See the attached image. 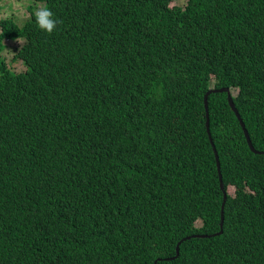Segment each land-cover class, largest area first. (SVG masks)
I'll list each match as a JSON object with an SVG mask.
<instances>
[{
    "label": "trees",
    "instance_id": "16d2710c",
    "mask_svg": "<svg viewBox=\"0 0 264 264\" xmlns=\"http://www.w3.org/2000/svg\"><path fill=\"white\" fill-rule=\"evenodd\" d=\"M173 1L0 15V264H264V0Z\"/></svg>",
    "mask_w": 264,
    "mask_h": 264
},
{
    "label": "water",
    "instance_id": "95a60500",
    "mask_svg": "<svg viewBox=\"0 0 264 264\" xmlns=\"http://www.w3.org/2000/svg\"><path fill=\"white\" fill-rule=\"evenodd\" d=\"M212 91H217V92H226V96H227V101H228V104L231 105L233 111H234V114L238 120V123L241 127V130H243V133H244V136H245V139H246V142L248 143V146L249 148L256 152V153H264V149H257L253 146L251 140L249 139V135H248V132H247V129L245 128V125H243L242 121L240 120V117H239V114L237 112V107L235 106L234 104V101L232 99V93H231V90L230 88H227V87H221V88H217V89H209L206 91V93L204 94L203 96V103H204V111H205V130L206 132H208V120H207V108H208V102H207V96L212 92ZM209 137V135H208ZM209 139V138H208ZM209 142H210V146H211V149L214 153V158H215V162H216V168H217V173H218V176H219V183H220V188L222 189L223 191V198H222V202H221V209H220V229L218 232H216L215 234H220L222 233V225H223V219H224V203H225V200H226V195H227V189L224 188V185H223V182H222V176H221V172L220 170L218 169V161H217V156H216V151L214 149V145L211 143L210 139H209ZM180 243V242H179ZM179 243L176 245V248H175V254L177 257L180 253V247H179ZM173 257V258H175ZM156 260H154L153 264H156Z\"/></svg>",
    "mask_w": 264,
    "mask_h": 264
},
{
    "label": "rangeland",
    "instance_id": "374dc122",
    "mask_svg": "<svg viewBox=\"0 0 264 264\" xmlns=\"http://www.w3.org/2000/svg\"><path fill=\"white\" fill-rule=\"evenodd\" d=\"M23 0H10V7H7L5 6L4 8H0V15L1 16H5L6 14H9L11 13V15L15 18V16L21 20L22 18H24L25 16H27L26 14V11H25V4H21L20 3L22 2ZM25 3H27L29 0H24ZM185 0H174L172 2V5L175 4V5H182L184 3ZM11 8V10H10ZM15 45L17 44V42H13L11 43L10 45ZM15 50H9V51H4V56L6 57V60L8 62V64L13 68V70L15 71H18V70H21L23 69V64L20 62V61H12V57H13V54H14ZM240 117V116H239ZM240 120H241V117H240ZM242 121V120H241ZM237 123H238V120H237ZM243 123V122H242ZM239 125V123H238ZM240 127V125H239ZM241 129V127H240ZM243 132V130H242ZM248 132V131H247ZM244 134V133H243ZM249 135V133H248ZM245 137V136H244ZM250 139V137H249ZM246 140V139H245ZM251 140V139H250ZM252 142V140H251ZM248 144V143H247ZM253 144V143H252ZM254 146V145H253ZM255 147V146H254ZM251 150V149H250ZM252 151V150H251ZM254 152V151H253ZM256 153V152H255ZM228 189H230L231 192H234V186L233 185H230L228 186Z\"/></svg>",
    "mask_w": 264,
    "mask_h": 264
},
{
    "label": "clouds",
    "instance_id": "9594fccd",
    "mask_svg": "<svg viewBox=\"0 0 264 264\" xmlns=\"http://www.w3.org/2000/svg\"><path fill=\"white\" fill-rule=\"evenodd\" d=\"M35 20L37 26L49 34L56 30L59 23V21L54 17V13L46 6L40 7L36 11Z\"/></svg>",
    "mask_w": 264,
    "mask_h": 264
}]
</instances>
